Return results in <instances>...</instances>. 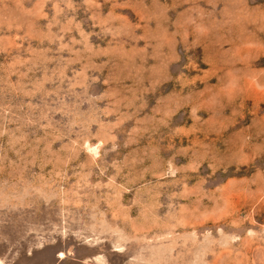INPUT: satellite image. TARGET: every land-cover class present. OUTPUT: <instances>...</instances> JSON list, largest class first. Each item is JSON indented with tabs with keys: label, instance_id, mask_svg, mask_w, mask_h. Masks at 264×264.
I'll return each instance as SVG.
<instances>
[{
	"label": "rangeland",
	"instance_id": "obj_1",
	"mask_svg": "<svg viewBox=\"0 0 264 264\" xmlns=\"http://www.w3.org/2000/svg\"><path fill=\"white\" fill-rule=\"evenodd\" d=\"M0 264H264V0H0Z\"/></svg>",
	"mask_w": 264,
	"mask_h": 264
}]
</instances>
